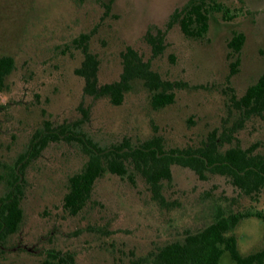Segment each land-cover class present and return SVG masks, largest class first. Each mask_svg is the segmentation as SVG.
I'll list each match as a JSON object with an SVG mask.
<instances>
[{
  "label": "rangeland",
  "instance_id": "1",
  "mask_svg": "<svg viewBox=\"0 0 264 264\" xmlns=\"http://www.w3.org/2000/svg\"><path fill=\"white\" fill-rule=\"evenodd\" d=\"M190 1L0 0V58L14 59L0 86V201L16 174L23 209L17 232L0 241V264H40L51 256L75 264H148L159 248L183 241L221 211H264V190L246 195L227 176L206 171L201 179L174 164L172 179L155 192L127 163L123 176L106 171L85 208L71 215L63 207L69 178L89 160L81 142L51 139L23 171L19 164L46 127H63L101 149L154 139L170 152L203 147L215 136L221 151L256 145L263 153L264 119L244 116L233 98L264 73V0H215L223 10L210 13L200 38L186 37L173 19ZM238 32L246 40L237 55L228 43ZM85 46L99 60V85L120 79L132 48L170 83L174 102L155 108L161 89L150 90L141 78L130 81L121 104L87 94L76 74ZM232 233L242 256L264 250L259 218L243 219ZM220 264L237 263L225 251Z\"/></svg>",
  "mask_w": 264,
  "mask_h": 264
},
{
  "label": "trees",
  "instance_id": "2",
  "mask_svg": "<svg viewBox=\"0 0 264 264\" xmlns=\"http://www.w3.org/2000/svg\"><path fill=\"white\" fill-rule=\"evenodd\" d=\"M223 10L221 3L215 0H191L181 10H177L173 19L179 23L182 33L189 38L203 37L209 29L210 13ZM243 32L235 33L228 46L233 53L239 54L245 44ZM154 48L159 46L153 42ZM240 59L233 63L234 74ZM14 67L11 56L0 58V86ZM99 60L87 46L84 48V60L76 74L85 80L84 91L92 96H109L112 103L121 104L124 93L130 89V81L141 78L152 90H159L152 99L155 108H163L174 102V93L169 92L170 83L151 68L150 62L132 48L123 55V71L118 81L99 85ZM234 106L246 117L258 116L264 119V73L256 83L250 85L240 98H233ZM75 135V136H74ZM72 138L81 142L89 154V160L83 171L69 178V190L64 196L63 207L71 215L79 214L89 202L97 180L106 171L123 176L127 173L126 164L132 163L155 192L163 180L172 179V165L177 164L192 169L201 179L205 172L227 176L232 184L249 196L259 195L264 190V151L255 152L256 145L242 148L240 145L221 151L218 140L196 149H173L166 152L157 140H149L141 145L120 144L107 149L98 148L85 137L73 134L68 129L46 127L37 132L31 148L24 154L19 164L22 171L29 161L52 139ZM76 137V138H74ZM27 160V161H26ZM20 177L15 174L11 190L0 201V241L17 232L23 219L20 189L17 183ZM257 217L264 221V211H237L229 214L219 212L215 220L204 228L188 233L183 241H173L151 254L148 264H220L225 251H229L237 264H264V250L242 256L237 247V238L232 233L238 224L246 218ZM40 264H75L72 259L51 256Z\"/></svg>",
  "mask_w": 264,
  "mask_h": 264
}]
</instances>
